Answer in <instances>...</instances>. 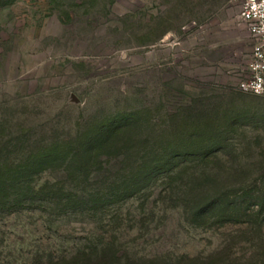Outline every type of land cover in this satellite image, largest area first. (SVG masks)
I'll return each mask as SVG.
<instances>
[{
    "label": "rangeland",
    "instance_id": "1",
    "mask_svg": "<svg viewBox=\"0 0 264 264\" xmlns=\"http://www.w3.org/2000/svg\"><path fill=\"white\" fill-rule=\"evenodd\" d=\"M239 11L0 0V264H264Z\"/></svg>",
    "mask_w": 264,
    "mask_h": 264
},
{
    "label": "built area",
    "instance_id": "2",
    "mask_svg": "<svg viewBox=\"0 0 264 264\" xmlns=\"http://www.w3.org/2000/svg\"><path fill=\"white\" fill-rule=\"evenodd\" d=\"M239 18L252 41L246 78L239 82L243 92L264 96V0H240Z\"/></svg>",
    "mask_w": 264,
    "mask_h": 264
}]
</instances>
